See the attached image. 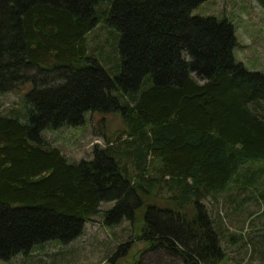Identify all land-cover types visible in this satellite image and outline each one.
I'll list each match as a JSON object with an SVG mask.
<instances>
[{
    "label": "trees",
    "instance_id": "trees-1",
    "mask_svg": "<svg viewBox=\"0 0 264 264\" xmlns=\"http://www.w3.org/2000/svg\"><path fill=\"white\" fill-rule=\"evenodd\" d=\"M204 1L0 0V95L24 107L0 113V260L72 243L103 203L104 226L131 221L151 250L224 259L204 202L250 186L240 167L264 164V73L235 59L228 18L192 15ZM100 20L119 32L114 76L87 49ZM87 112L119 114L125 130L95 129L104 146L71 162L43 132Z\"/></svg>",
    "mask_w": 264,
    "mask_h": 264
},
{
    "label": "rangeland",
    "instance_id": "rangeland-1",
    "mask_svg": "<svg viewBox=\"0 0 264 264\" xmlns=\"http://www.w3.org/2000/svg\"><path fill=\"white\" fill-rule=\"evenodd\" d=\"M192 15L213 16L219 20L228 18L234 25L238 40L235 59L248 70L264 73V9L256 0H207L194 9ZM86 41L88 51L114 76L117 63L115 61L114 64L112 57H119V32L100 20L87 35ZM21 101L23 97L20 93L0 95V113H10L11 109L24 112ZM258 112L260 116L264 115V108ZM95 129L104 131L111 140L125 130L119 114L106 116L103 121L101 114L87 112L84 124L45 130L43 135L69 161L77 162L91 159L95 145L104 146L105 138ZM125 137L123 135L122 138ZM263 167L262 162L240 167L241 175H254L250 186L239 190L233 182L234 188L220 194L217 201L208 199L204 202L210 217L215 219V227L221 229L220 245L225 257L219 264H264ZM111 206V203H103L102 212L91 218L83 234L72 243L64 245L52 240L37 245L27 255L0 260V264H183L164 249L151 250L150 243L143 236L139 237L140 233L134 231L129 220L111 227L104 226L101 221L103 211ZM138 215V222H141V212ZM121 244L122 248L117 249Z\"/></svg>",
    "mask_w": 264,
    "mask_h": 264
}]
</instances>
